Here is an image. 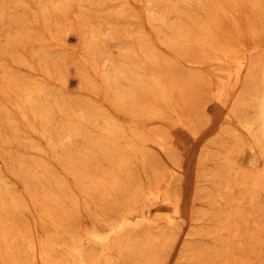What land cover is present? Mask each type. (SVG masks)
<instances>
[{"label":"bare ground","instance_id":"6f19581e","mask_svg":"<svg viewBox=\"0 0 264 264\" xmlns=\"http://www.w3.org/2000/svg\"><path fill=\"white\" fill-rule=\"evenodd\" d=\"M126 1L120 4L123 5ZM135 1L139 2L138 6L124 12L122 7H119L118 12L115 11L116 5L113 9V6L109 4L110 0H0V97L2 98L0 151L5 152L3 164L6 169L21 178L27 188L42 196L38 198L35 195L36 200H41L38 215L30 212L21 216L22 209L20 199L15 196L16 189L6 179L3 169L0 168V251L2 253L0 264H128L126 263L127 255L131 258L130 255L141 257L143 254H146L148 259V263L144 259L145 264H160L156 258L158 256L153 251L158 246L163 247L167 242H172L176 235L181 234L187 235L190 240L186 249L184 248L185 252L179 255L181 260H175V264H190L191 260L197 263L203 262L201 260L203 254L196 252L198 247L196 245L201 237L212 239L226 237L225 240L216 241L218 238L214 241L224 246L226 254L231 253L225 254V257L221 256L223 259L212 264H264V254L252 255L235 251L234 246L241 245L243 242L244 227L241 226L242 222H237L238 217L236 220L231 217L216 224L212 222L213 226L203 230L190 228L187 232L185 231L190 213L186 209L180 189L189 179V170L175 157L168 162L169 178L164 183L160 182L149 187L135 186L134 190L127 191L125 198H122L118 207L111 212L102 214L93 210V205L103 206L107 198L121 192L124 188L123 181L128 182L141 167L154 171L155 163L150 151L152 146H156L158 152L169 156L176 150L174 141L167 140L161 131L144 135L138 131H132L133 136L127 135L119 121V112L129 110L132 115H137L136 112L140 111L141 115L147 118H155L156 124L173 120L181 124L184 129L186 127L182 114L172 103L173 90L177 85L174 76L176 62L174 58L167 57L155 44L159 41L182 55H187L190 49H197L200 55H193L191 62L211 63L216 67L222 89L216 93L219 96L213 111L217 118L225 116L235 120L245 134L238 136L233 130L229 133V138L224 137L226 142L222 145L223 152L217 164L227 181L216 191L219 192L218 204L220 205L231 194H235L232 199L238 206L257 214L254 218H245V223L251 229L259 231L264 238V219H261L258 208H255L258 199L260 200L264 193V75L259 80H254L251 69L257 63L252 61L254 56H251V50L243 51L244 47L241 49L232 43V45H225L221 42L204 16L209 11L205 6L206 0ZM213 1L212 5L209 4L210 8L215 7L219 13L223 12L226 3L237 5L243 4L246 0ZM250 1L257 7L264 0ZM127 4L126 6H129ZM25 10L29 15H38L45 30L40 25H25V23L22 25L16 16ZM119 13L124 17L121 18ZM132 16L139 17L149 24L155 30L154 36L146 38L145 35L142 41L129 40L133 32H140L138 27L128 26V24L127 27L130 28L127 36L123 34L119 23L123 20L128 21ZM6 27L16 29L18 32L8 37L4 31ZM72 35L78 38L83 55L100 77L98 84L91 79L89 86L91 89L96 88L104 92L113 109L90 100L83 101L82 106L74 109L67 104L66 96L57 93L59 87L54 82L53 70L57 68L53 65V55L56 56L57 50L62 48L63 39L68 40L67 37ZM67 43L65 42L64 45ZM62 50L58 53V60L62 62V65L57 71L61 69V71L81 73L72 58L74 55L71 57L69 52L67 53L68 50ZM12 51L16 52L13 54L15 56H12ZM13 63L28 69L41 65L48 77L37 78L31 73L19 76L11 69ZM55 63L57 64V61ZM85 70L82 73H85ZM253 81H255L254 85ZM248 82H252L253 85L249 99L253 101L251 106L254 109L249 116H244L237 112L238 101L235 100L237 104L231 107L225 104L221 97L227 88L232 92H238ZM240 102H244V98H241ZM23 122H27L30 131L35 133L39 140L60 153L58 159L63 165L61 167H64L68 173H73L72 175L77 174V170L62 156L71 160L83 148L97 144L104 152L103 154L109 158L111 166L98 174L88 171L90 169H82L85 176L92 177L88 188H83L85 190L83 194L87 193L85 210L94 220L92 227H85L80 222L68 220L69 211L50 202L51 200L59 202L65 197V193L59 188L60 185H57L58 182L63 184V179L55 178L57 183L55 180L48 183L37 175L34 176L36 179L32 183L27 170L37 168L39 164L37 165L31 157L16 158L8 154V147L11 146L10 138L26 139V136L30 134L22 130ZM94 128H99L103 134L108 135L110 141L107 142L106 139V141L103 139L99 141L93 137ZM215 135L212 133V137ZM224 135L226 136V133ZM209 137L205 141L209 140ZM217 139L215 143H219ZM40 145L39 142L30 140L27 151L30 152ZM212 156L210 158H214L215 155ZM197 163L200 167V162L197 161ZM46 166L42 163L43 171L47 170ZM92 166L93 163H90L89 167ZM165 175L162 176L165 177ZM193 183L198 184V182ZM242 189L243 192H240ZM146 244L148 248L142 250ZM204 248L200 247L202 250H205ZM133 262H135L134 259ZM135 264H141V262L137 261Z\"/></svg>","mask_w":264,"mask_h":264},{"label":"rangeland","instance_id":"374dc122","mask_svg":"<svg viewBox=\"0 0 264 264\" xmlns=\"http://www.w3.org/2000/svg\"><path fill=\"white\" fill-rule=\"evenodd\" d=\"M122 1H126V0H112V1L110 0L109 4L113 6V9H114V6L116 5L115 11H118V12H119V9L121 7H122L121 9H123V12H124V10L127 11L131 7L138 6V4H139V2H137L135 0H129L130 2L126 1V2H124L123 5H121L120 3ZM213 2H214L213 0L212 1L206 0L205 6H206L207 10H209V11H207V15H204L205 18L207 19L208 23L212 26L214 31L218 34L219 39L221 40V42L223 44H225V45H232V44L237 45L241 49L244 47L242 49L243 51L244 50L246 51L249 49L251 50V56L252 55L254 56V58H252L253 56L251 57L252 61L255 64L257 63V65H254L253 68L251 69V71L253 72L252 76H253L254 80H256V79L259 80L264 75V1H261L259 6H257V7L253 6V3L250 0H246L243 4H237V5L232 4V3L231 4L226 3L224 5L223 12H219V13H218L219 10H216L215 7L210 8V5H212ZM126 3H128L127 5H129V6H126ZM117 5H118V8H117ZM112 6H110L111 9H112ZM260 12H262V13H260ZM258 14H259V16H258ZM119 15H120V13H119ZM122 15L123 14H121L120 17ZM16 17L19 19V21H21L22 25H24V23H25V25H29V24L40 25L41 28L43 29V22H41L42 20L36 14L35 15H29V13L26 12V10H25V11L18 13V15ZM123 17L124 16H122L121 18H123ZM132 17H130L128 19V21L123 20L119 23L120 27L122 28L121 30H123L122 31L123 34L125 33L124 35H127V36L129 35L128 29L130 28V27L129 28L127 27L128 24H129L128 26L138 27V30L140 32H137V33L133 32L132 33L133 35L131 34V36L129 37V40H131V41H134V40L142 41V39H144L145 35H146L145 36L146 38H151L152 36H154L155 30L149 24H147L144 20H142L139 17H136V16L133 18ZM232 17H233V19H232ZM24 19H25V21H24ZM27 21H28V23H27ZM43 30H45V29H43ZM4 31L8 37H10V36H12V34L18 32L16 29L13 30L12 28H8V27H6L4 29ZM260 31H261V33H260ZM229 34H230V36H229ZM134 37H136V38H134ZM67 38H68V40L65 38L63 39V42H62L63 45H61L63 50L61 48V49L57 50L58 52L55 53L56 56L53 55L54 68H57V70H58L61 67L62 62H60V60H58V56H59L58 53L61 50L64 51V49H65V51L68 50L67 53L69 52L71 57L74 55V57H72V58L74 59L76 66L78 65L77 67H79V71H81V73H82L83 70H85V69L86 70H85V73L81 74V73L76 72V71H74L72 73L69 71H61V69L58 72L57 70L54 69L53 70L54 82L59 87V88L56 87V89L58 88L57 93H59V94L62 93L63 96H66V98L68 99L67 104H69L70 106H73L74 109H77V107L79 108L80 106H82L81 103L83 101H88V100L98 102V103H101L103 105L105 104L108 108L113 109V106L111 105L110 101L108 100V98L104 92H102L100 90L98 91L96 88L91 89V87L89 86L90 85L89 81L91 79H92V81L94 79L95 83L98 84L100 77L97 74V72L94 71L95 69H94L93 65L83 55L82 48H81V46L77 40L78 38L74 35H72L71 37H67ZM65 42L66 43L68 42L69 44L67 43L66 45H64ZM157 43H159V44H157ZM157 43L155 42V44L160 48L161 51H163V53L167 57L169 56V57L175 59V62H176L175 66L176 67H174V76H175V80H176L177 85L174 88L175 90H173L172 103H173V105H175L177 110L182 114L184 123H186V127L184 129V127L181 126V124H177L173 120H167L163 123L156 124L155 118H147L145 115H141L140 111L136 112L137 115H132L131 112H129V110L119 112L118 113L119 121L123 125L124 130H125L127 135L133 136L132 131H134V132L138 131L139 133H141V135L156 133L157 131H161L167 140H173L174 141V145H175L176 150L174 151V153H172L169 156V155H165L164 153L158 152L157 147L152 146L150 151L152 153L151 158L153 159V162L155 163L154 171H151V170L148 171V170H145L144 168L141 167V169L138 171V173L134 177H132L128 182L123 181L122 187H124V188L121 189V192L119 191L117 194H114L113 196H111V197L107 198V200H105L104 205H106V206H104V205L103 206L93 205V210L94 211L96 210V212L102 213V214H104V212H111L113 209L117 208L119 203L125 198L127 191L134 190L135 186L149 187L153 184H157L160 182L164 183L169 178V170H168L169 164H168V162L170 160H174L173 158L175 157V158H178V161L181 164H183L184 166H186L189 170V179H188L187 183H185V185L182 187L183 189L182 188L180 189L182 191V192L181 191L180 192L182 195V199L185 203L186 209L190 213L189 214L190 219L187 222L185 231L187 232L190 228H192V229L195 228V230H203L204 228L209 227V226H213L214 224L219 223L222 220H227V219H230L231 217H233V219L236 220L238 217L237 222H239V223L242 222L243 224H241V226H242V228L244 227L243 228V236H242L243 242L241 243V245L239 244V245L234 246L235 251H237V252L239 251V252L247 253V254L250 253L252 255L264 254V238L259 233V231L251 229V227L245 223V218L246 219L249 217L254 218L257 214H254L253 212H249V211L241 208L240 206H238L237 203L234 202L232 199V197L234 198L235 194H231L220 205L218 204L219 203L218 202V193L219 192H216V191L218 189H220L221 185L223 186V184H225L227 181L225 175H223V173H221L219 171L218 164H217L218 159L221 158L220 154H222V152H223V146L222 145H223V143L226 142L225 138H229V135H230L229 133H232L233 130L236 131L238 136H244L245 134L241 131L240 127H238V124H236L235 120H232L230 118L228 119L225 116H220L217 118L215 111H213L214 107L216 105L215 103L217 101L216 100L217 96H219L216 93H218L222 89V88H220L221 82L219 80V77L217 76L216 67L214 65H212L211 63L195 64V63L191 62L190 60H191L193 55H200V53L198 52L197 49H190L189 53L187 55H182V54L178 53L177 50L173 51L170 48H168L166 45H164V44L162 45L159 41ZM174 52H176V53H174ZM14 53H16V52H14V51L11 52L12 56H15V55H13ZM75 58H76V60H75ZM56 61H57V64L55 63ZM13 64H14L12 66L13 68L11 67V69L13 70L14 73H16L19 76H25V75L31 73L34 76H36L37 78H47L48 77L47 74L44 73V70L41 67V65H38V66L36 65L32 69H28L26 67L17 66V65H15L16 63H13ZM78 79H80L79 82H78ZM81 79H82V81H81ZM55 80H57V81H55ZM64 81H66V82H64ZM254 82L255 81H253V85H254ZM251 83L252 82L246 83L245 84L246 88L243 87L244 90L241 89L238 92L233 91L234 94H233L232 90H229L227 88L225 90L226 92L224 91V94L221 97L223 102L225 104H228V106L234 107L235 106L234 104H237L235 102L238 101V104L236 106L237 112H239L240 114H242L244 116H249L252 113V110L254 109L251 106L253 101L251 99H249L251 89L253 87V85ZM82 84H84L85 86ZM215 86H216V88H215ZM249 86L251 87L250 89H249ZM79 87H81V88H79ZM245 89L247 91H245ZM79 96L82 98H80ZM75 97L78 99H76ZM241 98H244V102H240ZM1 100H2V98L0 97V102H1ZM224 103H222V104H224ZM138 109L140 110V107ZM122 113H125V114H122ZM132 116H134L135 118H133ZM223 117H224V119H223ZM219 123H221L220 126L222 125L221 128L219 126ZM131 124H134V125H131ZM206 124L207 125L209 124V125L207 126ZM201 127H202V129H201ZM186 128H189V129H186ZM208 128H209V130H208ZM219 128L221 130H219ZM195 129L197 132L195 131ZM224 129H225L226 136L224 135L225 133H223ZM22 130L26 133L29 132L30 136L29 135L26 136V139L19 138V137H17L16 139L10 138L9 141H10L11 146L9 144L10 147H8V154L10 156L16 157V158H22V156L31 157L37 165L39 164L38 167H40V168L37 167V168H31V169L27 170L28 177L32 183H33L34 179H36L35 177L37 175L41 176L42 180H44L45 182H48V183L55 180V178L57 180L63 179L64 180L63 184H59V182L56 180H55V182L56 183L58 182L57 185H60L59 188H61L60 190L63 193H65V197L63 199H61L62 202L60 200H59V202L56 200H51L50 202L55 204V205H59L62 209H66L67 211H69V219L68 220L73 221V222H78V223L80 222L85 227H92V225H94V220L89 216V213L85 210V208H86V205H85L86 204V194L87 193L85 192L86 194H83V192L85 191V190H83V188H85V189L88 188V186L92 180V177L91 176L90 177L85 176L82 169L83 168H86L87 170L90 169L88 171H90V172L93 171V172H96V174H98L102 170H105L111 166V164L109 162V158H107L105 156V154H103L104 152L102 151V149L97 144L92 145L90 147L83 148L79 152V154L75 155L71 160H69L66 156H62L65 161H67L70 165L74 166L75 170H77V174L74 173V175H72L73 173H68L64 167H61L63 165L60 163V161H59L60 159H58L60 157V153H58V151L53 149L51 146H49V145L45 144L44 142H42L41 140H39L37 135L30 131V126H28L27 122H23ZM202 130H203V132H202ZM216 131L219 132L220 134H218ZM227 131H229V132H227ZM212 133H213V135L216 134L213 137L218 138L217 140L221 145H219V143H215L216 138L213 139ZM233 133H234V135L237 136V134H235V132H233ZM92 134H93V137H95L99 141H100V139H103V140L106 139L107 142L110 141V137L106 134H103L99 128H94L92 130ZM207 137H209L208 138L209 140L205 141V139H207ZM210 139L212 140V142ZM30 140H31V142L37 141L41 145L36 147L34 150H31L30 152H28L27 146L30 143ZM217 140H216V142H217ZM12 143H14V144H12ZM43 152H45L46 154ZM42 153H43V155H42ZM33 155H34V157H33ZM212 155H215L214 156L215 159L210 158V157H213ZM4 156H5V152L0 151V166H1L0 168L3 169L4 174L6 176V179L16 189L15 196L18 197V199H20L19 201H20V205H21V209H22L20 211L21 216H24V214L30 213V212L38 215L40 213L39 207H40L41 200L37 199L38 200L37 201L35 199V195L39 198L40 194L39 193H38V195L35 194L32 189H29L25 186V184L21 180V178L17 177L15 174H13L12 172H9L6 169L5 165L3 164V157ZM216 156H218V158ZM88 157L91 159H89ZM104 159H105V161H104ZM197 161L200 162V167L198 166L199 164L197 163ZM46 162L49 164H47ZM42 163H45L47 165L46 171L42 170ZM72 163H74V164H72ZM90 163H93V166L91 168L89 167ZM55 167H56V169H55ZM202 168H203V170H201ZM63 170H65L66 172ZM38 172H40V173H38ZM153 172L154 173L156 172V173L154 174ZM53 174H54V176H53ZM164 174H166L165 177L162 176ZM195 174H196V176H195ZM198 176H202V177H198ZM212 176H214V177H212ZM215 176H216V178H215ZM194 177H195V180H194ZM205 177H206V179H205ZM45 178H46V180H45ZM198 178H199V180H198ZM80 181H82V182H80ZM193 182H198V184L193 183ZM199 182H200V184H199ZM193 184H194L195 188H194ZM64 187H66V188H64ZM67 187H69V189ZM69 191H72L73 193L69 192ZM241 191L243 192V189L240 190V192ZM37 192H38V190H37ZM192 196H194V197H192ZM195 196H197V197H195ZM24 197H25V199H24ZM67 197H68V199H67ZM211 197H213V198H211ZM192 199H194V200H192ZM263 199H264V193L262 195V198H260V200L258 199V201L255 205V208L256 207L258 208L259 216L261 217L262 220L264 219V200ZM214 200L216 202H214ZM22 201H23V203H22ZM64 206L65 207L68 206L70 209L68 207L63 208ZM190 209H192V210H190ZM227 210H228V212H227ZM70 211L73 213H71ZM208 211H210V212H208ZM70 213L72 215H70ZM207 213H208V215H207ZM236 214H237V216H236ZM217 215H219L220 217ZM245 215H247L248 217ZM81 217H82V219H81ZM200 218H201V221H200ZM212 218H214V220ZM239 219H242V220H239ZM189 221H190V223H189ZM190 225H191V227H190ZM249 231H250V233H249ZM244 232H246L247 235H246V233L244 235ZM216 239H218V240H216ZM225 239H226V237H214L213 239L208 238V237L199 238V242H197V245H196V247L198 246L199 248L197 247L196 252H198V254L199 253L203 254V257L201 258V260H203V262L201 261L200 263H197L195 260H194V262H193V260H191V261H189V263L190 264H212L213 262H218L219 260L223 259V257H225L224 255L226 254V249L224 248V246L222 244H220V242L218 244V242H216V241H222ZM189 240H190L189 237H187V235H185V234L176 235L172 242H170V243L167 242V244L163 247L158 246L157 249L153 251V253L156 256H158L156 258H158L157 260L159 261L160 264H175V262L177 260H181V258H179V255L181 256L185 252V249H186L187 244L189 243L188 242ZM214 240H216V241H214ZM165 241H167V240H165ZM246 243H247V245H246ZM258 243H259V245H258ZM204 244H205V246H204ZM201 245H203L205 248ZM246 246H248V247L246 248ZM249 246L251 247L250 249H249ZM200 247L204 248L205 250L200 249ZM252 247H254V248H252ZM143 248H142V250H146L148 248V245L146 244ZM253 249H254V253H253ZM249 251H252V252H249ZM229 253H231V252H229ZM1 254L2 253L0 251V261H1ZM228 254H226V255H228ZM210 255H212V256H210ZM128 256L129 255H127V260H126V263H128V264H135L137 261H140L141 264H145V262H143V261H145L144 259H146V261L148 263V259L146 258V256H147L146 254H143L141 257L130 255L132 259ZM219 256H220V258H219ZM221 256H223V257L221 258ZM133 259L135 262H133ZM150 260H151V258H150ZM151 264H154V263H151Z\"/></svg>","mask_w":264,"mask_h":264}]
</instances>
